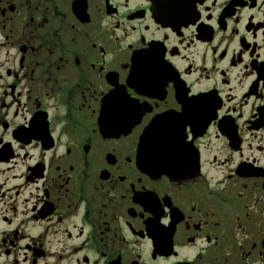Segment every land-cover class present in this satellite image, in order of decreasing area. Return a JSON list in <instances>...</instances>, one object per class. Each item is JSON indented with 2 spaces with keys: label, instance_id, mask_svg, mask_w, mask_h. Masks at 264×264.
Segmentation results:
<instances>
[{
  "label": "flooded vegetation",
  "instance_id": "af4514ba",
  "mask_svg": "<svg viewBox=\"0 0 264 264\" xmlns=\"http://www.w3.org/2000/svg\"><path fill=\"white\" fill-rule=\"evenodd\" d=\"M0 264H264V0H0Z\"/></svg>",
  "mask_w": 264,
  "mask_h": 264
}]
</instances>
